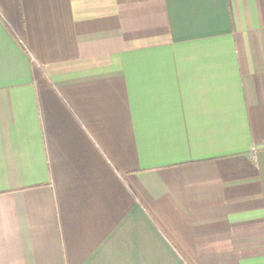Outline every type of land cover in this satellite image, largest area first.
<instances>
[{"label":"crops","instance_id":"0c3cea01","mask_svg":"<svg viewBox=\"0 0 264 264\" xmlns=\"http://www.w3.org/2000/svg\"><path fill=\"white\" fill-rule=\"evenodd\" d=\"M0 264H264V0H0Z\"/></svg>","mask_w":264,"mask_h":264}]
</instances>
